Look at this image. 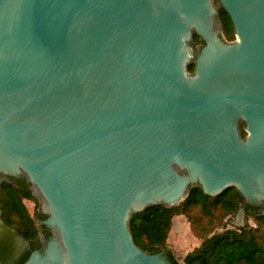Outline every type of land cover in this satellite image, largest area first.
I'll return each mask as SVG.
<instances>
[{"label":"water","instance_id":"water-1","mask_svg":"<svg viewBox=\"0 0 264 264\" xmlns=\"http://www.w3.org/2000/svg\"><path fill=\"white\" fill-rule=\"evenodd\" d=\"M217 1L235 40L214 0H0V174L51 235L22 264H171L134 213L196 185L264 202V0Z\"/></svg>","mask_w":264,"mask_h":264},{"label":"trees","instance_id":"trees-1","mask_svg":"<svg viewBox=\"0 0 264 264\" xmlns=\"http://www.w3.org/2000/svg\"><path fill=\"white\" fill-rule=\"evenodd\" d=\"M221 29L228 39L234 37L233 22L228 13L217 0ZM203 43L197 34L194 42ZM194 63L188 65L192 72ZM242 132L244 130L242 129ZM37 200L32 195L29 183L24 177L15 181H0V216L4 224L13 228L30 244L19 257L7 263L0 255L2 264H22L29 253L36 249L38 232L46 227L38 225L45 218L39 208L31 215L24 200ZM243 207L245 218L251 217L254 225L244 223L242 226L226 228L215 232L224 219L235 215ZM174 215H183L191 224L195 235L201 239L200 244L183 258V264H264V213L249 211L248 203L234 188L230 187L217 196L206 195L200 186H192L183 201L174 207L156 205L144 211L134 213L130 218V230L136 245L150 253H160L171 264H181L172 251L166 246L168 233Z\"/></svg>","mask_w":264,"mask_h":264},{"label":"rangeland","instance_id":"rangeland-1","mask_svg":"<svg viewBox=\"0 0 264 264\" xmlns=\"http://www.w3.org/2000/svg\"><path fill=\"white\" fill-rule=\"evenodd\" d=\"M224 35V34H223ZM225 37V36H224ZM227 41H232L236 39V35L232 39L225 37ZM202 44L198 41L193 43L195 51H198ZM28 212L33 215L34 211L39 208L38 200H24ZM241 212L236 213L233 216L224 219L223 224L215 229V232L223 230L224 227L232 228L238 227L239 224H244L245 222L249 225H254L249 217L245 218V215L241 219ZM201 242V239L195 235L191 228L190 222L183 215H174L172 219L171 229L168 233L166 240V246L172 251L174 256L183 264L184 256L196 248Z\"/></svg>","mask_w":264,"mask_h":264},{"label":"flooded vegetation","instance_id":"flooded-vegetation-1","mask_svg":"<svg viewBox=\"0 0 264 264\" xmlns=\"http://www.w3.org/2000/svg\"><path fill=\"white\" fill-rule=\"evenodd\" d=\"M238 128H239L240 136L244 138L246 132L244 130V123L242 121L238 122ZM242 129L244 130L245 133L242 132ZM20 177L22 176H9V175L0 174V180L7 179L10 181H15L16 178H20ZM248 210L251 212L253 211L264 212V202H259L256 204L248 203ZM40 231H42V237L40 238L38 236L36 242L38 246L36 249L42 250L44 244L51 237V235H50V231H49V235L45 234L43 227ZM29 248H30V244L26 240H24L13 228H10L6 224H4L0 216V255L3 257L4 261L7 263L11 262L13 259L19 257L26 249ZM162 256L165 257L164 255ZM0 264L2 263L0 262Z\"/></svg>","mask_w":264,"mask_h":264}]
</instances>
